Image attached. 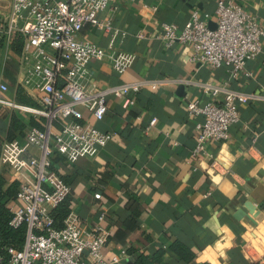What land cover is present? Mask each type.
<instances>
[{
	"label": "crops",
	"instance_id": "1",
	"mask_svg": "<svg viewBox=\"0 0 264 264\" xmlns=\"http://www.w3.org/2000/svg\"><path fill=\"white\" fill-rule=\"evenodd\" d=\"M228 1L253 14L264 28V0H117L98 14L100 22L111 21V33L88 25L78 35L99 48L111 45L135 55L132 67L121 75L109 61L90 62L97 89L145 82L137 93L107 96L106 114L95 127L114 137L94 158L70 165L60 155L53 158L55 172L71 189L69 210L81 224L89 229L104 216L102 225L110 236L103 260L131 249L134 255L122 264L156 254L158 264H248L245 241L264 242V38L261 52L234 79L225 67L190 63L189 47H167L158 39L164 24L181 30L193 12L214 28L216 4ZM11 2L0 0V22ZM19 77L18 55L6 45L0 47V84L7 88L0 95L17 105L37 107L34 93L19 85ZM205 83H226L230 90L256 98L240 105V121L228 139L208 141L197 159L192 157L195 120L187 104L210 99L202 92ZM18 89L36 106L20 103ZM12 116L24 131L39 123L0 105V146L8 137L22 141L24 131H10ZM0 174L6 185L16 181L12 172ZM183 248L194 255L191 262L175 251Z\"/></svg>",
	"mask_w": 264,
	"mask_h": 264
},
{
	"label": "built area",
	"instance_id": "2",
	"mask_svg": "<svg viewBox=\"0 0 264 264\" xmlns=\"http://www.w3.org/2000/svg\"><path fill=\"white\" fill-rule=\"evenodd\" d=\"M115 1L12 0L8 16L0 22V40L9 43L16 34L23 38L18 55L19 85L34 93L38 106L17 105L1 95L0 105L44 120L42 130L29 127L22 141H4L0 146V171L14 173L19 183L16 204L10 208V226H26L21 249H7L8 264H122L127 257L121 250L109 260L102 259L110 236L102 225L103 215L89 229L74 211L68 213L61 229L55 227L53 218V211L71 192L54 170V156H62L68 165L94 158L114 137L95 127L106 114L107 96L137 93L145 85L141 82L97 89L92 83L90 62L109 61L112 70L121 75L135 61V55L117 52L111 45L103 49L78 39L88 25L98 26L107 34L114 30L111 21L100 22L98 14ZM215 13L214 28L193 12L181 30L164 24L158 39L167 47L176 43L189 47L190 63L225 67L229 78L234 79L261 52L264 28L253 14L232 1L218 2ZM201 86L210 99L187 104L188 114L195 120L192 157L197 159L204 154L208 141L228 139L230 129L240 121V105L256 98L232 91L226 83ZM6 90L1 83L0 94ZM155 122L152 119L150 124ZM94 198L98 200L100 195ZM263 244V240L245 241L242 249L248 264H264Z\"/></svg>",
	"mask_w": 264,
	"mask_h": 264
},
{
	"label": "trees",
	"instance_id": "3",
	"mask_svg": "<svg viewBox=\"0 0 264 264\" xmlns=\"http://www.w3.org/2000/svg\"><path fill=\"white\" fill-rule=\"evenodd\" d=\"M22 44H23V38L19 34H16L13 37V40L9 44L5 43V39L0 40V47H4L6 45L15 55L20 54ZM16 99L22 104L36 106L35 103H33L30 99L26 97V95L21 91V89L17 90ZM37 121L39 123L32 124L31 127H35L42 130L44 128V120L38 119ZM24 128H25L24 125H22L21 122L16 120L14 116H12L10 120V131H14L22 134ZM7 140L11 141L9 137ZM61 180L64 182L62 178ZM6 184H7L6 180L0 174V264H8L9 255L7 253V249L8 248H12L16 250L21 249V247L24 244V239L26 235L25 225H21L18 228H13L10 226L12 213L10 211L9 203L15 202L19 183L14 181L11 182L9 185ZM68 198L53 211V218L55 223L54 225L57 229H61L63 227V222L68 216V213L70 212ZM183 250L178 249L175 251L186 262H191L193 260L194 255L189 253L184 248ZM126 254L130 256V255H134V252L131 249H129L126 251ZM158 260H159V254H156L152 257L139 255L135 257L132 264H158Z\"/></svg>",
	"mask_w": 264,
	"mask_h": 264
}]
</instances>
